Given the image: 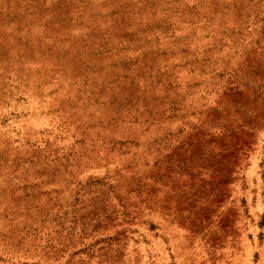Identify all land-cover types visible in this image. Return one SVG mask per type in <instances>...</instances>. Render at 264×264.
Listing matches in <instances>:
<instances>
[{
	"label": "rangeland",
	"instance_id": "obj_1",
	"mask_svg": "<svg viewBox=\"0 0 264 264\" xmlns=\"http://www.w3.org/2000/svg\"><path fill=\"white\" fill-rule=\"evenodd\" d=\"M0 264H264V0H0Z\"/></svg>",
	"mask_w": 264,
	"mask_h": 264
}]
</instances>
